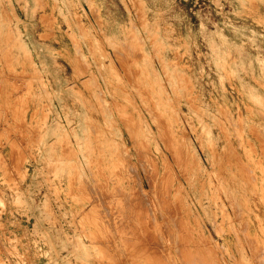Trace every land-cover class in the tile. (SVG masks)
<instances>
[{
	"label": "rangeland",
	"instance_id": "obj_1",
	"mask_svg": "<svg viewBox=\"0 0 264 264\" xmlns=\"http://www.w3.org/2000/svg\"><path fill=\"white\" fill-rule=\"evenodd\" d=\"M35 1L0 0V264H263L264 184L210 146L264 164V0Z\"/></svg>",
	"mask_w": 264,
	"mask_h": 264
},
{
	"label": "bare ground",
	"instance_id": "obj_2",
	"mask_svg": "<svg viewBox=\"0 0 264 264\" xmlns=\"http://www.w3.org/2000/svg\"><path fill=\"white\" fill-rule=\"evenodd\" d=\"M134 1V0H133ZM141 1V0H140ZM139 1V2H140ZM143 1V0H142ZM36 3L37 2H39V0L38 1H35ZM129 2V1H128ZM138 2V1H137ZM215 2V1H214ZM42 3V2H41ZM55 3V2H54ZM133 3V2H132ZM3 4V3H2ZM89 4V3H88ZM139 4V3H138ZM142 4V3H141ZM251 4H253V3H251ZM256 4V3H255ZM254 4V5H255ZM44 5V4H43ZM90 5H92V4H89L88 5V7L90 6ZM137 5V4H136ZM140 5V4H139ZM138 5V6H139ZM132 6H134V4H132ZM141 6V5H140ZM3 8H5V7H3ZM42 8V7H41ZM133 8V7H132ZM142 8V7H141ZM141 8H140V11H141ZM93 9V7L91 8V10ZM139 8H137L135 11L137 12V10H138ZM8 10V9H7ZM12 10V9H11ZM245 10V9H244ZM4 11H6V10H4ZM96 11V10H95ZM8 12V11H7ZM92 12H93V10H92ZM91 12V13H92ZM34 13V12H33ZM94 13V12H93ZM141 13L142 14H144L142 11H141ZM141 13H139V11H138V14H141ZM13 14H15V13H13ZM98 14V13H97ZM141 14V15H142ZM242 14V13H241ZM9 15V14H8ZM42 15V14H41ZM4 16V15H3ZM138 16H140V15H138ZM39 17V16H38ZM41 17V16H40ZM43 17V16H42ZM94 17V16H93ZM141 17V16H140ZM143 17V16H142ZM228 17V16H227ZM16 18V17H15ZM75 18H77V16H75ZM80 18V17H79ZM136 18H138L137 17V15H136ZM145 17H143V19H144ZM9 19V18H8ZM51 19V18H50ZM101 19V18H100ZM131 19V18H130ZM141 19V18H140ZM46 20V19H45ZM97 20V19H96ZM138 21H140V20H138ZM117 22V21H116ZM143 22H145V20L143 21ZM79 23V22H78ZM120 23H122V22H120ZM133 23V22H132ZM131 23V24H132ZM133 24H135V23H133ZM132 24V25H133ZM141 24H142V22H141ZM143 24H145V23H143ZM142 24V25H143ZM79 25V24H78ZM81 25V24H80ZM9 26V25H8ZM77 26V25H76ZM135 26V25H134ZM166 27V26H165ZM171 27V26H170ZM70 28V27H69ZM134 28V27H133ZM157 28V27H156ZM11 30V29H10ZM9 31V30H8ZM16 31V30H15ZM71 31V30H70ZM69 31V32H70ZM89 31V30H88ZM147 31V33H149L148 32V30H146ZM174 31V30H173ZM16 32H18V30L16 31ZM14 34V33H13ZM13 34H11V36L13 37ZM19 34V33H18ZM155 34V33H154ZM157 34V33H156ZM10 35V34H9ZM9 35H7V36H9ZM103 35V34H102ZM1 36V35H0ZM15 36V35H14ZM17 36V35H16ZM69 36V35H68ZM99 36V35H98ZM139 36V35H138ZM155 36V35H154ZM175 36V35H174ZM100 37V36H99ZM141 37H142V35H141ZM169 37V36H168ZM9 39H10V36L8 37ZM14 38V37H13ZM70 38V37H69ZM72 38V37H71ZM178 38H180V37H178ZM12 39V38H11ZM73 39V38H72ZM71 39V40H72ZM82 39V38H81ZM96 39V38H95ZM101 39V38H100ZM138 39L140 40V36L138 37ZM144 39V38H143ZM15 40H16V37H15ZM14 40V41H15ZM97 40H99V39H97ZM102 40V39H101ZM110 40V39H109ZM117 40V39H116ZM142 40V39H141ZM106 41V40H105ZM118 41V40H117ZM11 42V41H10ZM10 42L8 43V44H10ZM72 42H73V40H72ZM75 42V41H74ZM90 42V41H89ZM118 42H120V41H118ZM141 42V41H140ZM15 43V42H14ZM78 43V42H77ZM106 43H108V42H106ZM7 44V45H8ZM80 44V43H79ZM79 44H77V45H79ZM91 44V43H90ZM114 44V43H113ZM123 44V43H122ZM11 45V47H12V43L10 44ZM92 45V44H91ZM126 45H127V43H126ZM125 45V46H126ZM159 45H160V43H159ZM104 46V45H103ZM121 46H124V44L123 45H121ZM128 46V45H127ZM181 46V45H180ZM7 47V46H6ZM6 47H5V50H7V49H9L10 47H9V45H8V47L9 48H7L6 49ZM78 47V46H77ZM92 47V46H91ZM91 47H90V49H91ZM102 47V46H101ZM142 47V46H141ZM76 48V47H75ZM93 48V47H92ZM105 48V47H104ZM118 48L120 49V47H119V45H118ZM122 48V47H121ZM151 48V47H150ZM163 48V47H162ZM4 49V48H3ZM2 49V50H3ZM79 49V48H78ZM101 49V48H100ZM118 49V50H119ZM125 49L126 48H122L121 49V51L123 50V51H125ZM104 50V49H103ZM113 50H115L116 51V48L115 49H113ZM112 50V51H113ZM118 50L116 51V52H118ZM142 50V49H141ZM144 51V50H143ZM153 51H154V48H153ZM171 51V50H170ZM178 51V50H177ZM1 52V51H0ZM78 52H80V51H78ZM103 52V51H102ZM116 52H114V54L115 55H117L118 53H116ZM212 52V51H211ZM77 53V52H76ZM108 53V52H107ZM124 53V55H125V52H123ZM123 53H119V54H122L121 56L123 57ZM156 53H158V52H156ZM215 53V52H214ZM79 54V53H78ZM135 54V53H134ZM137 54H139V53H137ZM145 54V56H146V53H144L143 52V55ZM9 55V54H8ZM17 55V54H16ZM15 55V56H16ZM81 55V54H80ZM131 55V54H130ZM140 55V54H139ZM159 55V53L157 54V56ZM0 56H1V54H0ZM25 56V55H24ZM76 56V55H75ZM75 56H74V58H75ZM134 56V55H133ZM180 56V55H179ZM242 56V55H241ZM11 57V56H10ZM119 57V56H118ZM126 56H124V58H125ZM132 57V56H131ZM135 57V56H134ZM139 57H141V55L139 56ZM139 57H137V59L139 58ZM150 57H152V55L150 56ZM149 57V58H150ZM159 57V56H158ZM236 57V56H235ZM120 58V57H119ZM148 58V57H147ZM177 58V57H176ZM8 59V58H7ZM80 59V58H79ZM83 59V58H82ZM111 59V58H110ZM114 59V58H113ZM129 59H130V57H129ZM140 59V58H139ZM159 59V58H158ZM157 59V60H158ZM212 59V58H211ZM225 59V58H224ZM8 60H10V59H8ZM17 60V59H16ZM132 60V59H131ZM162 59H160V61H161ZM171 60V59H170ZM148 61H150L149 59H148ZM219 61V60H218ZM236 61V60H235ZM130 62V61H129ZM129 62H127V60H126V62L123 64V65H125V67H127L126 65H128V64H126V63H129ZM170 62V61H169ZM172 62V61H171ZM78 63V62H77ZM76 63V64H77ZM90 63V62H89ZM102 63V62H101ZM237 63H238V61H237ZM81 64H83V62H82V60H81ZM85 64V63H84ZM114 64V63H113ZM164 64V63H163ZM171 64V63H170ZM178 64H180L179 62H178ZM261 64V63H260ZM29 65V64H28ZM31 65V64H30ZM91 65V64H90ZM89 65V66H90ZM115 65V64H114ZM238 65V64H237ZM242 65V64H241ZM112 66V65H111ZM130 66V65H129ZM223 65H221V67H222ZM240 66V65H239ZM41 67V66H40ZM78 67V66H77ZM76 67V68H77ZM87 67L88 66H86V68L85 69H87ZM115 67H116V65H115ZM123 67V66H122ZM165 67V66H164ZM36 67H34V69H35ZM83 68V67H82ZM262 68H264V67H262ZM2 69H4V68H2ZM79 69V68H78ZM80 69H81V67H80ZM128 69V68H127ZM129 69H130V72L132 73V71H131V68L129 67ZM128 69V70H129ZM115 70V69H114ZM165 70V69H164ZM175 71H176V69H174ZM2 71V70H1ZM6 71V70H5ZM80 71H82V70H80ZM90 72H91V70H89ZM112 71V70H111ZM168 71V70H167ZM227 71V70H226ZM3 72V71H2ZM36 72V71H35ZM89 72V73H90ZM116 72V71H115ZM125 72L127 73L128 72V74L130 73L129 71H127L126 69H125ZM139 72V71H138ZM137 72V73H138ZM154 72V71H153ZM166 72V71H165ZM164 72V73H165ZM80 72H78V75H80L79 74ZM93 73V72H92ZM120 73V72H119ZM156 73V72H155ZM168 73V72H167ZM185 73V72H184ZM4 74H5V72H4ZM14 74V73H13ZM83 74H85V72L83 73ZM82 74V75H83ZM91 74V73H90ZM122 74H124V73H122ZM134 74V73H133ZM176 74V73H175ZM36 75H37V72H36ZM75 75H76V73H75ZM148 75V74H147ZM168 75V74H167ZM170 75V74H169ZM168 75V77H167V79L168 78H170V76ZM180 75V74H179ZM182 75V74H181ZM180 75V76H181ZM156 76H157V74H156ZM165 76V75H164ZM180 76H179V79H180ZM187 76V75H186ZM19 77V76H18ZM24 77V76H23ZM38 77H40V76H38ZM88 77V76H87ZM86 77V78H87ZM94 77V76H93ZM92 77V79L94 80V78ZM183 77V76H182ZM188 77V76H187ZM186 77V78H187ZM25 78V77H24ZM177 78V77H176ZM186 78H184L185 80H186ZM221 78V77H220ZM223 78V77H222ZM23 79V78H22ZM189 79H191V78H189ZM87 80V79H86ZM89 80H90V78H89ZM153 80V79H152ZM172 80V79H171ZM13 81V80H12ZM24 81V80H23ZM48 81V80H47ZM85 81V80H84ZM91 81V80H90ZM154 81H155V79H154ZM187 81V80H186ZM5 82V81H4ZM19 82V81H18ZM22 82V81H21ZM49 82V81H48ZM87 82V81H86ZM85 82V83H86ZM173 82V81H172ZM190 82V81H189ZM229 82V81H228ZM13 83V82H12ZM15 83V82H14ZM17 83V82H16ZM89 83V82H88ZM90 83H92V82H90ZM155 83V82H154ZM74 84H75V82H74ZM93 84V83H92ZM161 84V83H160ZM173 84H174V82H173ZM184 84H186L185 82H184ZM184 84H182L183 86H184ZM191 84V83H190ZM229 84V83H228ZM264 84V83H263ZM19 85H21V83L19 84ZM67 85H70V84H68L67 82H66V80H64V82H63V84H62V86L63 87H65V86H67ZM73 85V84H72ZM91 85V84H90ZM94 85V84H93ZM175 86V85H174ZM174 86H173V90H174ZM192 86V85H191ZM263 86V85H262ZM41 87V86H40ZM163 87V86H162ZM1 88V87H0ZM148 88V87H147ZM146 88V89H147ZM152 88H154V87H152ZM39 89V88H38ZM51 89V88H50ZM85 89V88H84ZM150 89V88H149ZM20 90V89H19ZM155 90V89H154ZM161 90V89H160ZM8 91V90H7ZM6 91V92H7ZM162 91V90H161ZM194 93V92H193ZM7 94H9L10 95V93H7ZM49 96V95H48ZM258 96H260V95H258ZM75 97V96H74ZM194 97V96H193ZM48 98V97H47ZM76 99H77V97H75ZM192 98V97H191ZM262 99V98H261ZM89 101V100H88ZM73 103V102H72ZM262 103V102H261ZM193 104V103H192ZM257 104V103H256ZM262 104H264V103H262ZM261 104V105H262ZM87 105V104H86ZM85 105V106H86ZM220 105V104H219ZM1 106V105H0ZM5 106V105H4ZM3 106V107H4ZM7 108V107H6ZM175 108V107H174ZM248 108V107H247ZM246 108V109H247ZM2 109H4V108H2ZM20 109V108H19ZM189 109V108H188ZM11 110V109H10ZM9 110V111H10ZM223 110V112H225L224 111V109H222ZM249 110V109H248ZM0 111H2V110H0ZM13 111V110H12ZM100 111V110H99ZM219 111V110H218ZM239 111V110H238ZM250 111V110H249ZM222 111L220 110V113H221ZM4 113V112H3ZM18 113V112H17ZM101 113V112H100ZM98 114V110H96V109H92V110H90V113H88V116L89 115H97ZM224 114V113H223ZM222 114V115H223ZM225 114H226V112H225ZM225 114L223 115V116H225ZM260 114V113H259ZM262 114V113H261ZM4 115V114H3ZM6 116H7V114H5ZM35 115V114H34ZM231 115V114H230ZM262 116V115H261ZM97 117V116H96ZM218 117V116H217ZM4 118V117H3ZM6 118V117H5ZM192 118V117H191ZM219 118V117H218ZM43 119V118H42ZM7 120V119H6ZM5 120V121H6ZM14 120V119H13ZM198 120V119H197ZM220 120V119H219ZM222 120V119H221ZM214 121V120H213ZM199 122V121H198ZM206 122V121H205ZM23 123V125H24V122H22ZM22 123H19V124H22ZM39 123V122H38ZM16 124V123H15ZM188 124V123H187ZM192 124H193V122H192ZM17 125V124H16ZM29 125V124H28ZM93 125V124H92ZM91 125V127H93ZM198 125V124H197ZM12 126V125H11ZM25 126V125H24ZM214 126V125H213ZM218 126H219V124H218ZM234 126V125H233ZM254 126V125H253ZM241 127V126H240ZM20 128V127H19ZM23 128V127H22ZM27 128V127H26ZM203 128V127H202ZM205 128V127H204ZM220 128V127H219ZM222 128V127H221ZM220 128V129H221ZM242 128V127H241ZM13 129V128H12ZM24 129H25V127H24ZM28 129V128H27ZM33 129V128H32ZM35 129V128H34ZM33 129V130H34ZM91 129V128H90ZM92 129H94V128H92ZM190 129V128H189ZM38 130V129H37ZM95 130V129H94ZM242 130V129H241ZM251 130V129H250ZM257 130V129H256ZM256 130H254V131H256ZM262 130V129H261ZM26 131V130H25ZM97 131H98V129H97ZM195 131V130H194ZM14 132V131H13ZM19 132V134H20V131H18ZM29 132V131H28ZM32 132V130L30 131V133ZM34 132H35V130H34ZM90 132V131H89ZM91 132H92V130H91ZM199 132V131H198ZM196 133V132H195ZM257 133V132H256ZM262 133V132H261ZM22 134V133H21ZM33 134V133H32ZM197 134V133H196ZM234 133H233V131H232V128L230 129H228V128H226V129H222V130H220V132L218 133V137L215 139V141H213L212 142V144H211V146H210V148H211V150H212V153H214V155L216 156V158H217V167H218V173L216 174L217 175V178L215 177V179H217L218 180V185H220L221 187L220 188H222V189H224L225 188V191L227 190L228 192L227 193H230V194H228V197L230 198L231 197V199H232V197H234L235 195H240V196H244L245 195V191L248 189V188H250V187H253V186H255V185H257L258 184V180H260V183L261 184H264V164H260V162H259V165H258V169L259 170H257V171H255L254 170V166L252 165V164H247V163H245L242 159V154H241V146L243 145V143L242 142H240V141H238V139H237V137L236 136H234L233 135ZM263 134V133H262ZM18 135V134H17ZM27 136V135H26ZM31 136V135H30ZM29 136V137H30ZM39 136V132H38V135L36 136V137H38ZM94 136V135H93ZM21 137V136H20ZM196 137V136H195ZM27 138H28V136H27ZM35 138V137H34ZM97 138V137H96ZM197 139V138H196ZM261 139H263V138H261ZM23 140V139H22ZM22 140H20V141H22ZM32 140V139H31ZM40 140V139H39ZM34 141H35V139H34ZM27 142H28V140H27ZM30 142V141H29ZM96 142V141H95ZM98 142H99V140H98ZM35 143V142H34ZM11 144V143H10ZM27 144V143H26ZM200 144V143H199ZM207 145L209 144V143H206ZM22 146H23V143L21 144ZM25 145V144H24ZM201 145V144H200ZM33 146V145H32ZM209 146V145H208ZM207 146V147H208ZM25 147V146H24ZM26 147H27V145H26ZM25 147V148H26ZM28 148H30L29 146H28ZM210 148H209V150H210ZM243 148V147H242ZM245 149V148H244ZM30 150V149H29ZM25 152V151H24ZM29 152V151H28ZM31 152V151H30ZM12 153V152H11ZM31 154V153H30ZM248 154V153H247ZM12 155H14L13 153H12ZM211 155H213V154H211ZM246 155V154H245ZM31 156H32V154H31ZM214 156V157H215ZM2 158V157H1ZM11 160V159H10ZM2 162V161H1ZM5 162V161H4ZM3 162V163H4ZM14 162V161H13ZM12 163V162H11ZM213 164V163H212ZM1 165H2V163H1ZM13 165V164H12ZM214 172V171H213ZM215 174V173H214ZM215 175V176H216ZM16 176V175H15ZM209 176H210V174H209ZM209 178V177H208ZM17 179V178H16ZM19 184V183H18ZM209 184V183H208ZM210 184H211V182H210ZM213 185V184H212ZM215 187H217V186H215ZM21 188V187H20ZM214 188V187H213ZM11 189H12V187H11ZM18 189V188H17ZM17 189H15V190H17ZM215 189V188H214ZM213 189V190H214ZM221 189V190H222ZM211 191V190H210ZM219 191V190H218ZM2 191L0 190V193H1ZM219 193V192H218ZM218 193H216L217 195H218ZM211 194H212V196H214L213 195V193L211 192ZM215 194V195H216ZM227 195V194H226ZM220 196V195H219ZM221 197V196H220ZM212 198H215V196L214 197H212ZM218 198V197H217ZM2 199V198H1ZM218 199H221V198H218ZM237 199V198H236ZM257 199V198H256ZM3 200V199H2ZM2 200H0V201H2ZM208 200V199H207ZM226 200H227V197H226ZM4 201V200H3ZM217 200H215V202H216ZM221 201V200H220ZM235 201H237V200H235ZM15 202V201H14ZM223 202V201H222ZM1 203V202H0ZM4 203L5 202H3L2 204V206H4ZM220 203V202H219ZM224 203V202H223ZM15 204V203H14ZM13 204V205H14ZM235 204V203H234ZM245 204V203H244ZM218 205V204H217ZM228 205H229V203H228ZM249 205V204H248ZM222 205L220 204V207H221ZM233 206V205H232ZM225 207V206H224ZM230 207V206H229ZM216 208V207H215ZM222 208V207H221ZM4 209V208H3ZM235 209V208H234ZM244 209V208H243ZM247 210V209H246ZM4 211V210H3ZM235 211V210H234ZM242 211V210H241ZM240 211V212H241ZM238 212V211H237ZM239 212V213H240ZM243 212V211H242ZM83 213H85V212H83ZM87 214V213H86ZM85 214V215H86ZM238 214V213H237ZM13 215V214H12ZM235 215V214H234ZM239 215V214H238ZM239 218V217H238ZM253 219V218H252ZM261 219V218H260ZM245 221V220H244ZM240 222H242V221H240ZM244 224V223H243ZM245 225V224H244ZM95 226H97V225H95ZM242 226V225H241ZM2 227V226H1ZM99 227V226H98ZM97 227V228H98ZM245 226H243V228H244ZM239 228V227H238ZM247 228V227H246ZM245 228V229H246ZM236 229V228H235ZM244 229V230H245ZM97 230V229H96ZM99 230V229H98ZM237 230V229H236ZM239 230H241V229H239ZM263 230V229H262ZM1 231V230H0ZM83 231V230H82ZM86 232V231H85ZM84 232V233H85ZM90 232V231H89ZM98 232V231H97ZM241 232V231H240ZM83 233V234H84ZM252 235V234H251ZM99 236V235H98ZM237 236H239V235H237ZM87 237H91V236H87ZM97 237V236H96ZM101 237V236H100ZM98 238V237H97ZM102 238V237H101ZM101 238H100V240H101ZM88 239V238H87ZM90 239V238H89ZM93 239V238H92ZM247 240H248V238H246ZM259 240V239H258ZM59 241V240H58ZM96 241V240H95ZM99 241V240H98ZM102 241H104V240H102ZM249 241V240H248ZM240 242H242V241H240ZM250 242V241H249ZM248 242V243H249ZM40 243V242H39ZM93 243V242H92ZM100 243H101V241H100ZM106 243V242H105ZM239 243V242H238ZM243 243V242H242ZM247 243V242H246ZM94 244H99V243H97V241H96V243H94ZM102 244H103V242H102ZM254 244V243H253ZM253 244H250V246L251 245H253ZM207 245V244H206ZM241 245V244H240ZM92 246H93V244H92ZM95 246V245H94ZM100 248H103V246H101V244H99L98 245ZM97 245H96V247H98ZM104 246H106L105 244H104ZM243 246V245H242ZM204 247V246H203ZM206 247H208V246H206ZM205 247V248H206ZM219 246H217V248H218ZM243 248H244V246H243ZM242 249V248H241ZM100 250V249H99ZM99 250H96L97 252L99 251ZM99 252H101V251H99ZM104 252V251H103ZM184 253L185 254H187V259H189L190 257H189V255H191V253L188 251V249H185L184 250ZM94 254V253H93ZM99 254V253H98ZM102 254V253H101ZM104 254V253H103ZM151 254V253H150ZM262 255H263V253H262ZM262 255L261 256H257V257H261L262 258ZM103 256V255H102ZM97 257V256H96ZM256 257V258H257ZM101 259V258H100ZM104 259H106V258H104ZM255 259V258H254ZM258 259H256L255 261H257ZM260 260V259H259ZM263 259H261V261H262ZM83 261V260H82ZM182 261H185V259H182ZM51 262V261H50ZM58 262V261H57ZM84 262V261H83ZM111 262V261H110ZM56 263V262H55ZM106 263V262H105ZM185 263V262H184ZM257 263V262H256ZM262 262H260V264H261ZM83 264V263H82ZM257 264H259V263H257ZM264 264V263H263Z\"/></svg>",
	"mask_w": 264,
	"mask_h": 264
}]
</instances>
